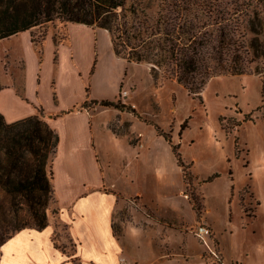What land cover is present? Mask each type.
Instances as JSON below:
<instances>
[{"label": "rangeland", "instance_id": "1", "mask_svg": "<svg viewBox=\"0 0 264 264\" xmlns=\"http://www.w3.org/2000/svg\"><path fill=\"white\" fill-rule=\"evenodd\" d=\"M255 3L263 22L260 45L252 48L264 51V0ZM258 23L250 21L252 26L259 27ZM253 55L251 52L244 62L248 73L214 75L201 91L194 92L163 71L156 78L146 63L118 57L108 31L55 20L0 40V85L3 89L17 85L19 95L30 102L27 86L34 74L37 84L41 83L35 103L45 120H52L50 110L59 104L63 108L71 106L60 115L84 108L101 111L103 106L95 104L94 98L119 100L134 108L125 110L145 121L140 124L141 130L145 129L142 131L150 148L156 152L151 167H160L162 179L172 182L180 181L183 172L189 189L195 191L194 172H199L197 183L219 216L218 231L227 232L228 252L234 258L244 257L245 264H264V55L255 59ZM124 90L128 94L123 95ZM112 126L124 132L117 127V119ZM64 128L67 134L69 127ZM166 135L178 147L183 165ZM122 147V142L116 141L101 147L100 153L96 147L102 165L106 166V155L113 156ZM111 161L112 166L116 164L114 156ZM69 167L57 152L52 154L47 170H54V178L50 174L53 190L39 192L40 196L30 200L22 198L21 204L7 200L0 218V235L6 236L20 226L38 228L46 222L56 227L57 245L67 246L72 253L74 241L68 238L62 223L55 188V170H59L58 179L64 185ZM143 176L154 174H139V178ZM187 191L199 213V198ZM177 198L183 199L180 193Z\"/></svg>", "mask_w": 264, "mask_h": 264}, {"label": "crops", "instance_id": "2", "mask_svg": "<svg viewBox=\"0 0 264 264\" xmlns=\"http://www.w3.org/2000/svg\"><path fill=\"white\" fill-rule=\"evenodd\" d=\"M40 86L33 74L27 86L30 102L19 95L17 85H6L0 91V112L8 122L39 113L35 93ZM69 108L55 106L50 110L52 120L47 122L60 136L57 156L70 166L65 176L66 185L60 183L59 170H55V188L62 210L61 220L75 248L71 253L67 246L55 244L53 224L43 229L25 228L2 245L0 262L122 264L124 258L128 264H225L228 261L245 264L244 257L234 258L228 252L227 232L218 231L219 216L206 202L202 185L197 183L201 179L199 172H194L195 191L189 189L183 172L180 181L172 182L162 179L160 167H151L156 152L150 148L145 129L141 130L140 124L143 126L145 121L115 107H103L97 112L84 108L59 114ZM116 119L117 127L124 132L113 128L112 122ZM65 126L69 127L67 134ZM112 141L122 142L123 147L114 153L116 164L113 166V156L106 155L108 160L104 167L96 147L100 153V148ZM149 172L154 177L139 178V174ZM140 184L146 185L145 188ZM187 190H191L192 197L196 194L199 198V213ZM178 193L182 200L177 198ZM200 223L211 226L210 244L218 251L221 261L213 259L208 247L193 233ZM213 238L217 242L213 243Z\"/></svg>", "mask_w": 264, "mask_h": 264}, {"label": "trees", "instance_id": "3", "mask_svg": "<svg viewBox=\"0 0 264 264\" xmlns=\"http://www.w3.org/2000/svg\"><path fill=\"white\" fill-rule=\"evenodd\" d=\"M55 20L107 30L118 57L146 63L156 78L163 71L194 92L214 75L248 73L244 62L251 52L254 59L264 55L252 48L260 45L263 22L255 0H0V40ZM253 20L259 27L250 25ZM93 102L135 111L119 100ZM59 141L58 131L39 114L8 122L0 112V218L7 200L21 204L22 198L53 190L54 170L48 172L47 165ZM172 150L183 165L178 147L172 144ZM47 225L0 235V256L17 231Z\"/></svg>", "mask_w": 264, "mask_h": 264}, {"label": "built area", "instance_id": "4", "mask_svg": "<svg viewBox=\"0 0 264 264\" xmlns=\"http://www.w3.org/2000/svg\"><path fill=\"white\" fill-rule=\"evenodd\" d=\"M126 94H128V91L124 90L123 95H126ZM193 233L200 239V241L206 247H208L211 256L214 259L221 261V256L219 255L218 251L215 248L211 247V244H210V240L212 238V233H213L211 226L206 223H200L193 229ZM121 261H122V264H128V262L124 258H122ZM235 264H243V263L237 262Z\"/></svg>", "mask_w": 264, "mask_h": 264}]
</instances>
